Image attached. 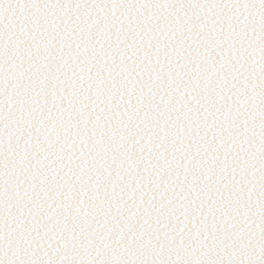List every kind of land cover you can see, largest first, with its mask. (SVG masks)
Returning a JSON list of instances; mask_svg holds the SVG:
<instances>
[{"label":"snow or ice","instance_id":"1","mask_svg":"<svg viewBox=\"0 0 264 264\" xmlns=\"http://www.w3.org/2000/svg\"><path fill=\"white\" fill-rule=\"evenodd\" d=\"M0 264H264V0H0Z\"/></svg>","mask_w":264,"mask_h":264}]
</instances>
